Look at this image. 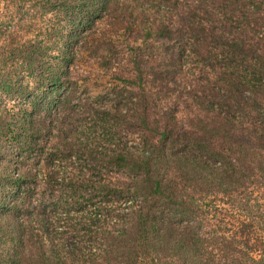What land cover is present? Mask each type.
Instances as JSON below:
<instances>
[{"label": "trees", "instance_id": "obj_1", "mask_svg": "<svg viewBox=\"0 0 264 264\" xmlns=\"http://www.w3.org/2000/svg\"><path fill=\"white\" fill-rule=\"evenodd\" d=\"M0 264H264V0H0Z\"/></svg>", "mask_w": 264, "mask_h": 264}, {"label": "rangeland", "instance_id": "obj_2", "mask_svg": "<svg viewBox=\"0 0 264 264\" xmlns=\"http://www.w3.org/2000/svg\"><path fill=\"white\" fill-rule=\"evenodd\" d=\"M50 17L48 16L47 17V20L49 19ZM50 21V20H49ZM86 69H89L90 70V72L93 74H97L98 73V71L94 68V67H92V68H90L89 66H87V68ZM99 82H101V80H96V77H94V79L92 80V83H96V84H98ZM92 83L90 84L91 86H92ZM93 212V213H92ZM91 213L94 215V214H96L94 211H91Z\"/></svg>", "mask_w": 264, "mask_h": 264}]
</instances>
